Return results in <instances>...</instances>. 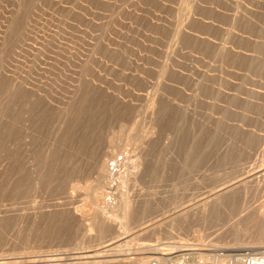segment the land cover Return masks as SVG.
Wrapping results in <instances>:
<instances>
[{
	"label": "rangeland",
	"instance_id": "rangeland-1",
	"mask_svg": "<svg viewBox=\"0 0 264 264\" xmlns=\"http://www.w3.org/2000/svg\"><path fill=\"white\" fill-rule=\"evenodd\" d=\"M13 76L61 106L35 105L34 146L14 122ZM124 154L137 179L111 190L110 162ZM260 167L264 0H0V264L94 253L145 264L158 257L149 246L180 238L194 247L173 262L250 247L225 251L238 245L218 210L198 232L142 228Z\"/></svg>",
	"mask_w": 264,
	"mask_h": 264
},
{
	"label": "bare ground",
	"instance_id": "bare-ground-1",
	"mask_svg": "<svg viewBox=\"0 0 264 264\" xmlns=\"http://www.w3.org/2000/svg\"><path fill=\"white\" fill-rule=\"evenodd\" d=\"M22 76H24V75L22 74ZM15 77L13 76V79H15ZM20 77H21V73H20ZM26 77H29V75L25 76V79H26ZM31 77H32V75H31ZM13 79H12V81H13ZM25 79H23V80H25ZM20 80L15 79V81H13V83H14L12 85L13 88H11L13 100L11 101L12 105L10 103V106H11L10 108L13 110L12 112L14 113V115L16 117V118L14 117L16 119V120H14V122L17 121V122H15V123H17V127L15 126L17 129L19 126L21 128L23 127V124H20L21 123L20 120L23 119V123H24V127H25L24 128L25 129L24 140L28 144L29 139L31 140L30 137H32V139H33V137H35V139H36V135L29 136L30 133L32 132L31 131L32 130V128H31L32 124L31 123H33V124L35 123V120H33V117H32V115H34L36 113V112H34V114L32 113L33 110H36L34 108L35 105L38 103L40 104L41 102L43 104L46 103L53 110L55 108H57V106L54 104L55 102L54 103L52 102L53 99L51 98V95H50V100H49V98L47 96H45L46 93L43 94V92H42L43 90H41V89H44L45 87L44 88H41V87L38 88L37 86L39 85V83H37L38 85L37 84L33 85V84H30V82H32L30 80H29V83H27L26 81L22 82V80L21 81ZM34 81H35V79H34ZM35 85H37V86H35ZM49 91H48V94H49ZM45 92H47V90H45ZM50 92H52V91H50ZM50 94H52L53 97H55V95L53 93H50ZM55 98H57V96ZM57 99H59V98H57ZM57 101H59V100H57ZM60 102H61V100H60ZM63 105H65V103ZM69 106H71V108L73 107L71 105V102H70V105H68L66 107H69ZM41 107H42V105H41ZM59 107L61 108L60 105L58 106V108ZM45 108H46V106H45ZM58 108L56 109V113H54L55 110L54 111L52 110L53 114H51V115H57L61 110L60 109L59 112L57 113ZM51 109H48V108L44 109V107H43V110H51ZM72 110H73V108H72ZM62 111H64V110H62ZM40 112H43V111H40ZM49 112H51V111H49ZM65 112L66 111H64V113ZM61 113H63V112H61ZM40 114L42 115V113H40ZM45 114H47V113H45ZM60 114H59V117H60ZM69 114L71 115V113L68 112V115ZM36 115L37 114H35V116ZM61 115L63 118V114H61ZM42 116L44 118L46 117V116H44V114ZM42 116H39V119L41 117V119L43 120ZM47 116H49V115L47 114ZM65 117H68V116H65ZM35 118L36 117H34V119ZM39 119H37V120L40 123L41 119L40 120ZM68 119H69V117H68ZM32 120L34 122H32ZM36 127H34V128H36ZM30 128H31V130H30ZM35 139H34V141H35ZM21 140H22V138H21ZM32 141L33 140H31V146L36 145V143L34 142L35 143L34 144V143H32ZM27 144H25V145L27 146ZM28 148L31 149V147H28ZM32 149H34V148L32 147ZM119 157L120 156L114 158L110 162V166H109V171L112 172V174H116L117 176L120 175V179H117L119 181V184L118 183L111 184L109 186V189H111V190L113 189L112 187L115 188V186H119V187L121 186L125 189V188H127L128 184L130 182H135L134 180L137 179L136 178L137 174H136V170L134 167H133V170H131L132 167H130V172H128L130 174H128V175L125 174L127 164H128L127 155L124 154L122 156V161L121 160L119 161ZM112 162L116 164L115 168H111ZM108 164L109 163L104 165V168L102 169V171H105ZM100 175L102 176V173H100ZM247 175H250V176L248 178L246 177V178H243L241 180L234 181L230 185H228V183H227L228 186L221 185V186L217 187L212 192H208L209 194H205V197L202 199L200 198V200H198V201H194L193 203L188 202L186 204L183 203L182 206L174 207L172 210L173 212L168 211L169 212L168 214L167 213L165 214V212H164V214L162 213L163 215L159 214V217L161 215L160 219L157 217L158 215L153 220L149 219V222L147 224H145V227L142 229L144 231L151 229V231H152L153 229L154 230L156 229L155 227H160V226L166 225V226L170 227L169 229H171V230L176 229V228L184 229L185 227H190L189 231L193 232V231H197V229H199L201 226H205L204 225V219L206 218V215L208 213H210L211 211H214V210H218L221 212L222 216H224L225 219L227 220V228H229L228 230H227V228L223 229V231H222L223 235L224 234L225 235L231 234L233 244L238 245V246H234V247L233 246L232 247L226 246L225 251H226V249H227V251H230L232 249L234 250L236 248H242L239 246L240 245L243 246V244H246L250 247H244L242 249L264 248V167H260V169L256 170V172H253V174L248 173ZM247 175H243V177L247 176ZM238 178H236V179H238ZM101 184H103V181H101ZM104 194L101 195V197L102 196L104 198L107 197ZM69 195H70V193H69ZM69 195H68V197H70ZM107 195H108V193H107ZM101 197H98L95 200V202H93L94 204L90 202L91 205L92 204L95 205L94 209H93L96 211L95 213H102L103 212V210L100 208V206H101L100 203L105 202V201H102V199L103 200H105V199L103 197L102 198ZM71 199H73V198H71ZM89 204H87V205H89ZM120 204H121V206H119V209L123 213V216H124L123 218H124V220L128 221L129 217L134 213V209H135L133 207L134 205L130 202V199H128L127 195L123 196ZM91 209H92V207H91ZM101 216L102 217H100V219L105 221V222H107V220H111L110 217H106L107 215H105V214H103V215L101 214ZM100 219H99V221H100ZM111 221L113 222L114 220H111ZM191 223H193V224H191ZM102 225H104V224H102ZM194 225H197L198 227L197 226L195 227ZM143 226H144V224H143ZM256 227H260L261 230L254 231V229ZM102 232H101V234H102ZM165 232H167V231H165ZM150 233H153V232H150ZM104 234H106V233H104ZM219 234L222 235L221 233H219ZM168 235L170 237L169 238L167 236L166 237L168 238L169 241L175 239L174 237L171 236V232H169V231H168ZM99 236H100V233H99ZM245 240H248V242H245ZM111 241H114V240L112 239ZM111 241H109V243ZM186 241L187 240L180 238L179 241H176V242L149 246L148 251L150 252V254L158 255V257L148 258L146 260L147 263H145V264H151L152 260H154V259H157V261H160L161 264H166V263L172 261V258H169V256H171L173 254L174 249H178L180 251L181 249L183 250L185 248H190L192 246L194 247V245L191 244L192 245L191 246L189 244L190 242H188V244H187ZM115 243H117V242H115ZM115 243H113V244H115ZM110 244L113 245L112 243H110ZM225 245H226V243H225ZM100 254L99 253H97V254L94 253V254H89V255L86 254V256H83V255H82L83 257L80 256L82 258H76V257L71 258V257L64 256V255H62V256L58 255L59 257H57V256L55 257L52 255L49 256L50 254L48 256H42L43 255L42 254L39 257H34L31 259L22 256V258L16 259L15 262H17V264H18V262L21 264L23 262L24 263L26 262V264H118V263H120V264L124 263L125 264V262H123V261L127 260V259L121 260V258L119 260H117V258H116V261H115V259L113 260L111 258H110L111 260H108L107 257H109V255L107 256L105 253H104V255L103 254L100 255ZM199 258L200 259H206V260H209L210 262L217 263V264H226L228 262L230 256L229 255H218V254H216V255L215 254L214 255L200 254ZM6 261H4V262H6ZM2 264H6V263H2ZM13 264H16V263H13Z\"/></svg>",
	"mask_w": 264,
	"mask_h": 264
},
{
	"label": "built area",
	"instance_id": "built-area-1",
	"mask_svg": "<svg viewBox=\"0 0 264 264\" xmlns=\"http://www.w3.org/2000/svg\"><path fill=\"white\" fill-rule=\"evenodd\" d=\"M122 161V157L119 158V161ZM116 164L112 163L111 168H115ZM223 255V254H222ZM230 256L226 264H264V248L260 249H242L237 250L228 254ZM151 264H161L157 259L152 260ZM166 264H217L210 262L206 259L197 258L194 261H189L185 257L179 259L178 262L170 261Z\"/></svg>",
	"mask_w": 264,
	"mask_h": 264
}]
</instances>
